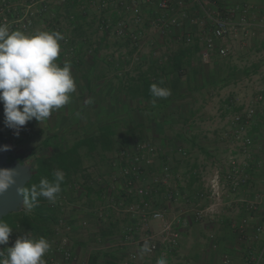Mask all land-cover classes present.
<instances>
[{
    "label": "crops",
    "instance_id": "obj_1",
    "mask_svg": "<svg viewBox=\"0 0 264 264\" xmlns=\"http://www.w3.org/2000/svg\"><path fill=\"white\" fill-rule=\"evenodd\" d=\"M6 1L10 6L2 9L3 0H0V17L6 15L10 20H18L30 6L35 30L59 31L64 38L77 43L73 52L68 50L70 45L64 39L60 41L57 58L61 66L65 60L72 66L76 91L70 94L71 102L41 123L31 121L40 136H35L34 144H30L37 149L30 147L29 151H41L43 140L51 136L50 146L44 150L47 156L75 155L73 160L61 163L62 168L71 170L66 189L60 194L63 198H57L54 203L48 201L55 221L47 238L51 249L44 258L53 248L56 252L58 243L67 238L65 248L70 249L75 259L67 262L56 253L54 264H156L161 256L168 264H252V258L264 249V130L261 129L264 104H258L262 110L248 133L253 142L245 150L235 143V133L198 132L202 131L201 121L232 115L233 124L232 117L250 99L248 96L234 99L233 92L246 88L247 81L260 78V85L253 86L252 91L255 95L259 89L264 92V35L261 34L264 0H218V6L213 7L225 10L249 5L255 27L253 36L230 35L218 41L229 47V54H212L208 60L203 57L204 40L213 23L194 4L187 6L188 16L181 25L170 26L166 33L152 26L157 17L166 16L165 11L155 5H144L143 22L130 26L142 44L136 58L129 38L111 36L101 30L103 21L113 23L119 14L110 6L101 7L97 0ZM186 34L193 38L190 43L180 39ZM247 38L252 44L249 47H245ZM193 44L201 49H180ZM247 57L256 60L245 64ZM225 58L237 71L249 70V76L223 86V81L212 75L219 72L214 64L216 59ZM174 59L178 62L181 59V65H173ZM147 81L181 93L171 92L167 99L148 96L143 93ZM218 96L222 98L219 105L214 101ZM89 99L93 101L91 104L86 103ZM216 106L220 117L206 111ZM192 112L194 115L184 124L183 117ZM148 121L157 126L149 127ZM184 125L191 133H181ZM144 128L147 133H133ZM134 137L147 139L145 142L154 145L158 155L131 182L123 174L129 163L118 161L117 157L122 149L135 153ZM179 149L186 151L187 156ZM231 156L236 157L245 182L237 192H226L214 212L196 220L195 208L212 203L211 178L217 169L224 177ZM165 164L170 167L169 176L161 175ZM156 175L162 176L160 182H154ZM140 186L150 188L153 209L178 219L181 237L171 253L165 244L149 253L140 251L145 240L150 243L159 238L155 233L160 229V221L129 209L142 199L137 193ZM258 227L263 231H257ZM260 264H264V258Z\"/></svg>",
    "mask_w": 264,
    "mask_h": 264
},
{
    "label": "built area",
    "instance_id": "obj_2",
    "mask_svg": "<svg viewBox=\"0 0 264 264\" xmlns=\"http://www.w3.org/2000/svg\"><path fill=\"white\" fill-rule=\"evenodd\" d=\"M38 2H43L44 0H37ZM101 7L110 6L113 10L119 14V18L112 23L110 20L103 21L101 25V30L105 31L111 36L130 39L134 45V57H138V53L142 49V44L140 42L139 35L132 31L131 24H141L143 22V6L144 5H155L156 8L165 11V17H157L152 23L155 29L161 30L162 33H166V30L170 26L181 25L182 20L187 18L188 10L187 6L194 4L198 7L200 13L203 17L209 18L213 23V29L209 35L206 36L204 40L203 57L208 60L212 54H218L220 56H227L229 54V47L224 43H218V41H223L230 35H243L248 36L251 30L255 27V22L251 19L250 6L243 4L239 7L229 8L227 10L220 9L218 6V0H97ZM10 3L3 0L2 9L8 7ZM115 8V9H114ZM213 8H217L214 10ZM170 11V12H169ZM169 12V13H168ZM33 11L30 6L18 20H10L6 15L0 17V23H6L10 26L11 30H22L26 33H32L35 31L33 28ZM264 22V18H263ZM181 41L185 43H190L193 38L190 34L182 35L180 37ZM64 43L70 45L68 50L73 51L77 47V43H72L69 37L64 38ZM258 104H264V92L259 91L255 97L253 104L244 105L243 109L233 117L234 125V139L235 143H238L242 149H246L252 144L253 138L248 134L249 127L261 112L262 107ZM134 152L131 153L127 149H122L118 153V161L126 160L129 164L124 167L123 174L128 177L131 182L139 177L143 169L151 166L156 156L158 155L157 148L148 142H135ZM179 152L186 157L187 152L179 149ZM230 168L221 177L220 169H217L210 180L209 184V196L212 199V203L208 207H197L195 208V218L196 220H202L209 213L214 212L217 207L222 203L226 192L235 193L237 192L241 185L245 182V178L240 174L239 165L236 157L231 156L229 160ZM161 175L169 176L171 175V170L168 164L161 167ZM162 177V176H161ZM161 177L154 176V182H160ZM137 193L142 197L138 204L131 205L129 209L132 213H143L149 215L152 219L160 221V229L156 232V237L154 241L150 242L151 251L158 249L160 244H165L167 250L171 253L173 252L179 244L181 237L180 229L177 226L178 219L170 218L162 210H155L152 208V203L150 200V188L146 186H140L137 189ZM57 198H63L62 195ZM262 227H258L257 231H263ZM58 231L59 228L57 227ZM52 242L56 243L54 240ZM67 244V238L61 240L58 246L54 248L48 255L44 258L46 264H54L55 254L60 253L64 261L70 262L75 259V256L70 251V249L65 248ZM56 245V244H55ZM132 258L135 259L136 255L133 254ZM264 258V249L260 251L256 256L252 258V264H260Z\"/></svg>",
    "mask_w": 264,
    "mask_h": 264
},
{
    "label": "clouds",
    "instance_id": "obj_3",
    "mask_svg": "<svg viewBox=\"0 0 264 264\" xmlns=\"http://www.w3.org/2000/svg\"><path fill=\"white\" fill-rule=\"evenodd\" d=\"M63 39L59 31L26 33L0 23V103L3 104L5 126L17 135L28 122L35 119L41 123L71 102L70 94L76 91L71 63L67 60L62 66L57 63ZM149 90L157 99H167L171 95L170 89L156 83L151 84ZM92 102L91 99L86 101ZM0 150H9V146ZM18 175L17 169L0 168V194L16 183ZM64 180L63 171L56 170L52 180L41 178L39 185L33 184L30 189L18 188L22 205L30 210L40 197L54 203ZM12 232L9 224L0 219V246L9 243ZM50 249L47 238H35L28 232L18 236L13 246L0 248V264H46L44 256ZM140 251L142 254L151 252L148 240ZM156 264H168V261L161 256Z\"/></svg>",
    "mask_w": 264,
    "mask_h": 264
},
{
    "label": "trees",
    "instance_id": "obj_4",
    "mask_svg": "<svg viewBox=\"0 0 264 264\" xmlns=\"http://www.w3.org/2000/svg\"><path fill=\"white\" fill-rule=\"evenodd\" d=\"M132 43V42H131ZM181 50H197L199 51L201 47L198 44L193 45H183L180 47ZM181 60V59H180ZM177 61V59H174L173 65L177 64L178 66L181 65V62ZM172 61V60H171ZM178 62V63H177ZM216 70L219 72L212 75L214 79L218 77L219 81H223V86L229 85L231 83H235L238 79H240L242 76H249V70L247 69H241L237 71V69L230 63V61L225 59L217 60L214 62ZM217 75V76H216ZM176 78H180V76H177ZM152 82V81H151ZM216 82V80H214ZM150 83L147 81L144 85L147 86L146 89H144L143 93H147L148 96H152L150 93ZM138 92V91H134ZM172 94H180L181 91H177V89L171 90ZM194 115V112L189 114V116L183 117V123L187 124V122L190 120V116ZM27 124H31V121ZM2 136H0L1 138ZM50 137H46L42 142V149L41 151H29V150H22L15 148V152L9 157V161H13L14 159H17L21 162L27 161L29 158H34L35 168L33 166L34 173L32 175V178L30 181L26 184L25 189H30L33 184L39 185V181L41 178H47L49 180L53 179L54 172L56 170H61L65 174V180L61 185L62 191L58 194L64 193L66 189V185L68 184L69 176L71 174V170L62 168L63 162H67L70 160H73L74 156L73 154L65 153L61 154L58 153L54 157L47 156L44 152L45 149H47L50 146ZM5 139V138H4ZM141 139V138H140ZM46 140H48L49 144L44 143ZM142 142L141 140H136L135 142ZM53 161V164L47 165L48 161ZM57 196V197H58ZM51 205L48 202L47 199L40 197L37 204L32 209H27L26 206L20 211L19 215L16 216L14 219H12L9 223V226L13 229V232L11 235L14 234L15 237H13L12 240L20 236L22 233H28L30 232L31 235H35L38 238L39 237H45L48 238L52 234V227H50L51 223H53L54 220V214L51 213ZM14 242L10 241V245L8 247L13 246ZM7 247V246H4ZM6 250V249H5Z\"/></svg>",
    "mask_w": 264,
    "mask_h": 264
},
{
    "label": "rangeland",
    "instance_id": "obj_5",
    "mask_svg": "<svg viewBox=\"0 0 264 264\" xmlns=\"http://www.w3.org/2000/svg\"><path fill=\"white\" fill-rule=\"evenodd\" d=\"M261 34L264 35V31H262ZM249 35L253 36V30H252V32ZM250 45H252L251 44V40L249 41V39H248L245 47H249ZM255 60H256L255 57H247V58L244 59V63L245 64L251 63V62L253 63ZM260 61H263V59H260ZM260 81H261L260 78H258L256 80H252V81H247L248 83H246L244 85V87H246L248 89L244 88V89H240V91H238V92L234 91L233 92L234 93V99H235V97H241L243 99L244 98L246 99L247 96H248V98H250V99L245 100V102H249L248 104H253L254 103L253 101H255V97H256L255 94L256 93L254 94L255 91L254 90L252 91V87L253 86H259L260 85V83H259ZM249 88H251V89H249ZM259 91H262V90L259 89L257 92H259ZM225 96H226V94L223 95V97H225ZM220 97L221 96H218L217 98L214 99V101H216L218 103V105L220 104L219 99H222ZM217 108H218L217 106L215 107V109H210L209 110V108H208V110H206V111H211L212 112L211 115H215V116L219 115L218 117H220V112L218 111ZM231 116L229 118H224L223 117V119L216 118L215 120L212 119L211 121L208 120L207 122L201 121L199 123V125H200L202 131L198 132V133H204V132H206V133H234V131H235L234 129L235 128H234V125L232 124ZM230 119H231V122H229ZM148 125L151 128L152 127L155 128V126H157V123L152 125L148 121ZM182 127L185 128V130H183L181 133H191L190 130H189V127H187L186 125H184ZM208 127H210V128H208ZM261 129L264 130V128H261ZM0 130L7 131L6 133H0V136H2L1 138H5L6 140L12 141L14 143L15 148H17V149L20 148L22 150H24V149L25 150H29L30 147L31 148L33 147L34 149H37L35 147V145H33V146L30 145L31 142L34 144L35 136H40V135H38L40 133H35V131H37L36 126L32 125V122H31V124H26L25 126L22 127V129L19 131V134L17 135L16 132L13 129H10V128L6 127L5 124H4V111H3L2 103L0 104ZM170 131H172V129ZM133 133H147V132H146V129L144 128V130L140 129L139 132H133ZM259 133H263V132H259ZM140 138H142V139H138V138L136 139V137H134L133 138V143L135 142V140H141V141H144V142L147 140L144 137H140ZM48 142L49 141L46 140L44 143L49 144ZM27 161L30 162L32 167L34 166V168H35L34 158H29ZM50 164L52 165L53 161L50 160V161L47 162V165H50ZM19 213H20V211L19 212L10 213L7 216L3 217L2 219H3L4 222L9 224L12 219H14L16 216L19 215ZM23 234H25V233H22L21 235H23ZM13 237H15L14 234L10 235L9 243L7 245H4V246L8 247L10 245V241L14 242V240H12ZM4 246H0V248H2Z\"/></svg>",
    "mask_w": 264,
    "mask_h": 264
},
{
    "label": "water",
    "instance_id": "obj_6",
    "mask_svg": "<svg viewBox=\"0 0 264 264\" xmlns=\"http://www.w3.org/2000/svg\"><path fill=\"white\" fill-rule=\"evenodd\" d=\"M9 146V150H0V168H14L17 169L19 175L16 178V183L12 185L6 192L0 194V219L10 213L21 211L24 206L22 205V196L18 192V188L24 187L32 178L34 173L33 167L28 161H19L14 159L9 161V157L15 152L14 143L10 140L0 138V149L3 146Z\"/></svg>",
    "mask_w": 264,
    "mask_h": 264
}]
</instances>
